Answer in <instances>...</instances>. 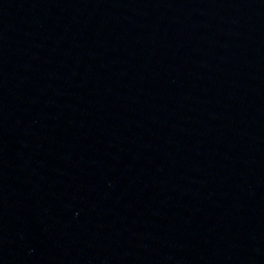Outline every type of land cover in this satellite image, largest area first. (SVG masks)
Instances as JSON below:
<instances>
[{"label":"water","instance_id":"obj_1","mask_svg":"<svg viewBox=\"0 0 264 264\" xmlns=\"http://www.w3.org/2000/svg\"><path fill=\"white\" fill-rule=\"evenodd\" d=\"M0 264H264V0H0Z\"/></svg>","mask_w":264,"mask_h":264}]
</instances>
